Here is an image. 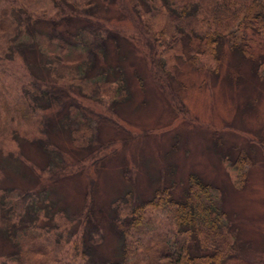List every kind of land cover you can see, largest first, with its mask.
Here are the masks:
<instances>
[{
    "label": "rangeland",
    "instance_id": "374dc122",
    "mask_svg": "<svg viewBox=\"0 0 264 264\" xmlns=\"http://www.w3.org/2000/svg\"><path fill=\"white\" fill-rule=\"evenodd\" d=\"M57 1H62L64 7L58 6ZM75 2L74 9L90 10L85 0H0V14L2 10L9 12L13 27H18L28 13L42 19L60 17L68 9L67 4ZM132 8L131 0L101 1L93 7L102 14L101 21L108 18L104 22L113 30L111 34L126 40L122 39L120 54L111 40L106 58L100 57L96 69L86 68L84 74L76 65L83 61L80 46L83 40L91 39L88 33L81 34L83 40L73 36L80 46L69 49L64 45L66 40L52 38L49 27V32L46 28L42 32L45 36L40 31L36 43L47 55L42 57L40 51V56L26 53L33 67L15 50V33L8 38L0 34V172L3 185L11 189L0 190V203L5 196V212L10 205L21 210L23 196L29 193L26 210L36 211L35 214L40 210L41 220L34 222L37 218L29 213L24 219L42 234H31L23 243L22 257H16L12 255L17 249L13 246L16 240L8 241L0 233V264H85L78 214L92 196L93 180L96 208L105 211L99 214L107 225L98 253L113 257L120 239L110 226L112 203L118 201L125 206L127 201L122 197L130 191L138 202L148 199L156 188L172 181L177 183L176 193L181 194L191 173H198L223 189V206L237 223L244 250L225 264H264V67L260 77L255 78L251 64L242 62L239 55L226 48L218 72L202 54L204 67L196 68L181 57L194 52L190 50L196 47L195 41L190 45L184 39L182 51L171 45L169 52H163L164 40L156 41L157 33L152 28L146 33ZM142 18L146 21L148 16ZM160 19L161 23L166 21L165 17ZM64 25L77 35L78 22ZM258 54L264 55V47ZM118 56L127 70L129 92L124 100H120L124 96H118L116 101V76H109L110 85H104L100 76L96 81L95 76L100 67L119 65ZM150 64L159 73L165 71L161 82L157 83ZM33 71L71 90L75 98L68 96L67 105H80L79 111L85 117L82 123L88 118L91 131L84 136L81 132L79 137L73 135L58 122L65 114L61 112L50 129L46 147L33 141L42 134L43 116L54 118L57 114L55 108L38 112L28 107ZM238 74H244L245 80L239 81ZM240 149L251 151L255 161L246 166L247 182L237 185V173L229 164L241 154ZM42 167L58 174L46 172L40 179L36 172ZM47 195L56 201L55 211L66 209L67 214L58 212L53 220L44 218L45 209L40 203ZM120 213L124 218V212ZM177 231L170 216L149 208L144 224L129 231V264H147V242L160 255L173 251L167 240L172 244L185 238Z\"/></svg>",
    "mask_w": 264,
    "mask_h": 264
},
{
    "label": "trees",
    "instance_id": "16d2710c",
    "mask_svg": "<svg viewBox=\"0 0 264 264\" xmlns=\"http://www.w3.org/2000/svg\"><path fill=\"white\" fill-rule=\"evenodd\" d=\"M101 1L116 3L120 0H85V3L90 7V10L87 8V11L74 9V6L77 7L76 2L73 5L67 4L68 9L65 10L62 16L47 19L35 18L31 13H28L21 24H18V27L17 25L13 27L9 12L2 10L3 13L0 14V34L8 38L11 33H15L14 43L18 46L15 50L23 55L26 64L31 67L32 63L26 53L31 52L39 56L42 54V57L47 55V52L41 50L36 43L40 31L41 36H45L42 32L49 27L52 38L66 40L64 45L69 49L80 46L73 39V36L77 37L78 40L79 38L83 40L84 35L88 33L92 37L89 41L83 40L81 42L83 43V46H80L83 61H78L79 63L76 65L79 64L80 73L84 74L86 68L88 70L96 69L100 57L106 58L111 51L109 45L111 40L115 42L114 46L117 48V54L123 52L122 39L126 40L121 36L111 34L113 30L104 22L108 18L105 17L101 21L102 14L97 9H93ZM131 2L134 14L139 15L140 22L146 27V29L142 27L145 32L149 33L152 28L157 33L155 34L157 35L156 39L155 36L152 38L156 41L162 40L163 42L164 40L165 50L163 52H169L168 48L171 45H175L179 51H182L181 48L184 49V39H187L190 45L195 41L196 47L190 50L194 52L190 55L183 53L181 57L191 61L196 68L202 69L204 67L200 57V54H202L214 63V68L216 67L214 72L216 73L223 63L225 49L229 48L231 52L239 55L240 60H243L242 62L251 64L252 74L255 78L260 77L261 70L264 67V55L258 54V50L264 47V0H131ZM57 4L64 7L62 1H57ZM143 15L148 16L146 21L142 18ZM160 17H165L166 21L161 23ZM21 18L23 17L21 16ZM4 19L5 24H3ZM74 21L79 23L76 26L77 35L64 25L75 24ZM62 26L66 27L63 28ZM99 29L108 35L100 34ZM83 33L84 35L81 36ZM118 58L119 65H110L107 68L100 67L99 70H101L96 74L98 76H95L96 81L104 78L102 80L104 85H110L111 81L108 80L110 75L116 76L119 80L118 86H115L114 97L116 101H119L117 100L118 96H124L123 99H120L124 100L129 92L127 70L121 63L122 57L118 56ZM151 60L153 63L155 62L153 56H151ZM151 70L157 83L161 82L160 78L163 77L165 71L159 73L153 65H151ZM32 74L33 82L28 90L31 101L30 106H27L38 112H45L49 108H55L57 112L54 118H51L49 114L43 116L42 134L33 139L35 143L39 144L40 147L42 145L46 147L45 144L50 142L48 137L50 129L55 125L54 120L61 115V112H65V114L63 119L58 122L68 128L73 135L79 137L78 134L81 132V135L84 136L91 131L93 126L88 118L85 124L82 123L85 117L79 111L80 105L76 103H72L70 106L67 105V97L70 96L72 99L75 97H72L71 90L66 85L43 79L34 71ZM237 78L239 81L245 80L244 74H238ZM75 101L77 102V100ZM83 129L86 130V133L82 132ZM239 151L241 154L236 159L232 158L229 167L237 173V178L234 180L235 184L242 185L248 179L246 166L248 163L254 162L255 159L251 156V151L242 152L245 151L242 149ZM31 169L33 168L31 167ZM46 172L54 173V175L58 174L57 171L51 168L47 171L42 167L41 171L36 172L37 177L43 178V174ZM3 183L1 170L0 190L4 188L10 192L11 189L4 186ZM92 184L90 190L92 196L78 214L80 219L79 232H81L80 246L85 264H129L132 258V250L128 239L129 231L144 224V217L149 208L160 209L170 216L174 225L178 228V235L182 234L185 238L180 240V243L175 241L172 244L170 240H167L168 246L173 251L161 255L151 242H147L144 245L145 252L148 255L146 257L147 264H225L229 260L238 257L240 250H244V247L240 246L237 223L232 218L231 213L223 206V189L206 180L200 174L191 173L181 194L176 193L177 183L172 181L171 184L156 188L154 195L148 199L138 202L130 191L122 197L127 201L125 206H121L118 201H114L111 207L114 214L111 215L110 226L114 234L120 239V246L117 255L115 254L113 257L100 256L98 249L105 236L107 230L105 226L107 225L104 223L101 214H99L100 211L102 213H105V211L96 208L94 201L95 180L92 181ZM28 194L26 193L23 196V209L20 210L10 205L9 210L6 212L4 207L6 199L5 196L1 197L0 209L3 214H0V233L8 241L16 240L13 246L17 249L12 252V255L16 257H22L25 248L23 243L32 236L31 234L37 237L42 236L41 231L36 230L37 227L32 228L31 224H27L24 219L25 214L29 213L37 218L34 222L41 220L40 210L37 214H35L36 211L32 213L26 210ZM48 197L47 195V198H43L40 203L43 204L42 207L45 209L44 218L53 220L58 212L64 215L67 214L66 209L55 211L54 208L57 203L55 200H49ZM121 211L124 212V218L122 219ZM45 226L41 228H46L47 226ZM192 242L195 244L194 246L190 245Z\"/></svg>",
    "mask_w": 264,
    "mask_h": 264
}]
</instances>
